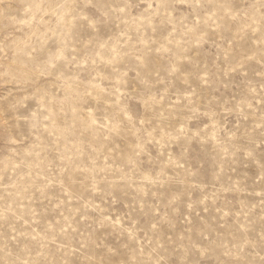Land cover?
<instances>
[{
  "label": "rangeland",
  "instance_id": "rangeland-1",
  "mask_svg": "<svg viewBox=\"0 0 264 264\" xmlns=\"http://www.w3.org/2000/svg\"><path fill=\"white\" fill-rule=\"evenodd\" d=\"M0 264H264V0H0Z\"/></svg>",
  "mask_w": 264,
  "mask_h": 264
}]
</instances>
